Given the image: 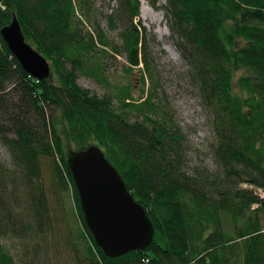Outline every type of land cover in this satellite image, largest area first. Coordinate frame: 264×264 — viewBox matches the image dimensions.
Returning a JSON list of instances; mask_svg holds the SVG:
<instances>
[{
    "label": "trees",
    "instance_id": "16d2710c",
    "mask_svg": "<svg viewBox=\"0 0 264 264\" xmlns=\"http://www.w3.org/2000/svg\"><path fill=\"white\" fill-rule=\"evenodd\" d=\"M113 1L104 19L119 28L116 44L91 0H0V31L16 17L50 65L49 77H33L0 33V143L10 157L0 161V264H264V0H165L211 114L213 167L191 170L186 134L157 96L148 33L134 22L140 0ZM115 55L129 74L143 65L138 96L131 82L108 83L104 58ZM80 75L109 92L82 87ZM93 144L152 223L143 250L107 257L84 223L67 152Z\"/></svg>",
    "mask_w": 264,
    "mask_h": 264
},
{
    "label": "rangeland",
    "instance_id": "374dc122",
    "mask_svg": "<svg viewBox=\"0 0 264 264\" xmlns=\"http://www.w3.org/2000/svg\"><path fill=\"white\" fill-rule=\"evenodd\" d=\"M148 8L151 10L148 14H144L139 8V15L135 18L137 24L145 27L147 35V46L152 58V65L156 71V92L157 96H162L171 109L174 111L175 118L186 134L187 146V168L191 170L196 166L213 167V159L211 155V144L214 141L212 133L211 114L204 106L198 89L193 82L192 72L187 63L183 60L179 51L175 46L170 31L165 20L164 5L165 0H158L155 6L150 4ZM92 14L95 16L93 20H97L100 26L105 30L108 39L113 43H119V28L113 30L107 27L104 19L105 14H109L116 6L117 2L113 0H91ZM141 6V0H140ZM162 14L160 22H154L155 15ZM153 15V16H152ZM159 30L163 31L161 35ZM126 59L124 56H107L104 58L106 65L105 76L109 84L121 85L131 82L133 85V94H140L141 82L138 68H142L140 64L131 70V74L126 71ZM79 85L89 89L97 95H103L109 92V86L104 82H99L92 77L84 75L78 76ZM147 80V86H150ZM0 161L5 164L9 163L10 157L5 148L0 143ZM48 166H45V175L50 176ZM50 178V177H49ZM48 178V180H49ZM48 183V182H47ZM67 193H64V196ZM260 196L264 198V193L260 191ZM66 205H70V193L65 198ZM54 204V200H51ZM67 209V208H66ZM68 210V209H67ZM264 222V212L260 213ZM12 250L13 240L4 241Z\"/></svg>",
    "mask_w": 264,
    "mask_h": 264
},
{
    "label": "water",
    "instance_id": "95a60500",
    "mask_svg": "<svg viewBox=\"0 0 264 264\" xmlns=\"http://www.w3.org/2000/svg\"><path fill=\"white\" fill-rule=\"evenodd\" d=\"M2 39L22 69L37 79L50 75L44 56L23 38L16 17L1 31ZM67 164L79 195L84 223L107 257L143 250L154 228L146 211L126 188L116 168L97 145L67 152Z\"/></svg>",
    "mask_w": 264,
    "mask_h": 264
},
{
    "label": "bare ground",
    "instance_id": "6f19581e",
    "mask_svg": "<svg viewBox=\"0 0 264 264\" xmlns=\"http://www.w3.org/2000/svg\"><path fill=\"white\" fill-rule=\"evenodd\" d=\"M142 12L146 15L148 14L151 10L148 8V3L144 0H141V6H140ZM153 16V15H152ZM162 19V14L158 13L157 15H155V20H153L154 22H160V20ZM159 33L162 35L163 31L159 30Z\"/></svg>",
    "mask_w": 264,
    "mask_h": 264
}]
</instances>
